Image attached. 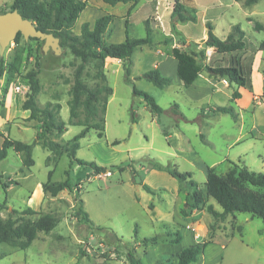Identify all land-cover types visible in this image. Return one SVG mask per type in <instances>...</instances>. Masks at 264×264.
Here are the masks:
<instances>
[{
  "label": "rangeland",
  "instance_id": "374dc122",
  "mask_svg": "<svg viewBox=\"0 0 264 264\" xmlns=\"http://www.w3.org/2000/svg\"><path fill=\"white\" fill-rule=\"evenodd\" d=\"M13 1L0 0V14L2 10L10 11ZM179 2L186 7L191 21L181 24L182 27L179 29L190 35L192 42L196 43L188 44L186 40L177 37L176 34H182L174 30L175 41L173 38L162 39L152 46H142L135 51L131 59V82L126 81L124 63L123 66L118 63L105 64L104 71L114 91L104 115L105 136L99 138L97 132L92 130L88 136L80 140L76 158L108 170L112 167L110 175L98 176L90 166H81L72 171L66 153L54 158L40 145L34 147L35 165L30 171L25 169L30 168L24 165L22 154V163L17 153L13 152L1 162L0 172L5 178L0 183V219L6 221L12 218L20 225L23 222L36 223L41 216L52 215L57 217L59 222L49 233L38 232L35 240L26 249L11 244H0V264H131L128 250L119 240L129 243L131 249L135 251L136 258L144 264H176V254L173 250L179 249L173 246L178 244L171 243L176 237L174 235L176 232L190 233L194 238L200 236V239L204 236L200 245L213 243L212 247L205 251L203 261L198 259L193 264H264V221L261 218L253 217L249 213H235L224 219H216L208 212L207 207L212 205L219 211L221 208L214 200L207 198L201 210H194V214L186 217L182 216L181 209L188 206L187 193L193 190L204 191L205 178L200 172L195 171L193 179L197 186L193 189L170 175L181 190L182 201L179 203V209L183 222L177 226L174 225L176 219L168 215L171 213L166 202L171 199L163 196L170 191L165 188L154 190L156 194L151 195L153 201L150 202L148 199L150 195H147L146 199L139 196L138 192L141 189L133 182L131 165L137 169L139 179L144 181L145 172L140 171V168L142 166L148 168L151 164L157 165L156 159L152 156L165 157V152L170 149L169 143L173 146L176 144V138L168 141L166 134L168 131L179 133L175 129L172 130L176 121L171 115V108L174 101H182L184 97L177 96L173 89H160L148 80L140 78L142 74L153 70L156 62L164 60L169 53V45L175 43L186 52L204 51L205 58L201 62L204 68L240 65L247 78L246 88H238L228 82V86H221L223 90L215 93L214 101L221 106L232 108L233 113L219 114L212 118L203 130L201 123H197L192 129L189 126L185 138L189 140L190 147L209 163L221 161L226 152H230L231 157L237 154L244 155L245 161L233 164L245 166L243 164L245 163L250 170L264 173V137L258 140L251 138L252 134L257 136L258 132L264 133V85L261 94L251 95L253 89L256 93L262 87L260 76H264V51L261 50V44L264 43V0L249 7L245 6V0H179ZM87 3L97 11L95 20L105 15L114 17L113 25L108 31L111 41L115 24L123 23L127 14L123 17L117 16L115 7L104 5L101 0H87ZM174 3L175 0H140L130 17V21L134 23L137 21L133 29L134 38L146 37L145 20H149L154 29L160 25L158 17L167 23ZM142 4L145 5L142 12H137ZM158 6L159 10H156ZM84 18H92L88 10L80 15V19ZM205 19L211 22L215 35L222 41L230 34L233 25H240L245 32L244 49L237 53L218 54L215 48H209L205 43H201L206 33ZM89 24L91 26L93 22ZM166 27L168 28V23ZM80 30L81 26L75 27V34H80ZM161 37V33H153V41H159ZM43 44V41L25 40L22 37L18 44L11 42L3 55L0 48V71L3 72L0 74V100L5 101V91L9 92L11 88L22 97H26L29 91L27 74L38 71L37 78L41 84L38 103L42 106L49 102L60 103L62 106L60 117L68 129L63 136L53 134L49 138L66 145L82 131L81 127L69 125L68 105L74 72L80 60L68 49L62 51L59 56L51 49L45 53ZM95 66V62L88 64L83 75V80L91 88L100 84L95 77ZM254 67L258 68L260 74L254 73L252 83L251 74ZM203 72L213 76L206 69ZM214 78L217 82L224 80L221 77ZM134 87L154 97L165 112L162 115L151 113L144 100L133 95ZM235 91L241 93V98L238 99L241 106L234 104L237 101L233 99ZM210 102L211 100L201 102L197 108L185 105L181 112L192 117L195 115L202 117L204 113L210 116V110L213 109L212 104H207ZM248 103L251 104L248 106ZM241 110L244 111L242 115L245 119L242 129L240 121L237 120L238 116H241ZM80 119L84 120L82 111ZM35 124L39 132L40 124L38 122ZM254 124L258 126L255 131L252 130ZM199 130L207 135L214 146L213 150L204 151V137L199 134ZM240 134L244 137L242 142L228 151V146ZM11 135L15 140L33 143L36 133L32 129L19 132L17 128H12ZM115 141L119 144L113 145ZM182 144L187 146L185 142ZM48 157L52 159L47 163ZM75 165L77 164H73V167ZM182 165L178 170L180 172L183 169ZM169 168L174 169L171 165ZM231 168L232 165L229 166V170ZM227 169V165L223 164L217 171L224 175ZM165 170L169 174L168 168ZM50 171L51 177L48 175ZM67 179L71 189L65 188L55 197L49 193L45 195L43 186L49 185L51 181L64 182ZM3 184L9 185L7 192ZM146 185L151 188L149 184ZM253 190L258 191L256 188ZM163 197L167 201H163ZM80 199L83 201L84 210L96 226L94 230H90L79 215ZM27 208L35 210L38 214L24 215L23 211ZM14 210L16 213H12ZM154 236H160L161 242L143 246L141 239ZM103 240L111 245L103 243ZM161 243L165 245L160 246Z\"/></svg>",
  "mask_w": 264,
  "mask_h": 264
},
{
  "label": "trees",
  "instance_id": "16d2710c",
  "mask_svg": "<svg viewBox=\"0 0 264 264\" xmlns=\"http://www.w3.org/2000/svg\"><path fill=\"white\" fill-rule=\"evenodd\" d=\"M109 6L118 4H129L132 6L126 16V40L122 43H111L108 31L113 25L114 17L105 15L98 18L93 28H90L89 23H84L81 26L80 34H75L74 30L80 15L89 6L87 0H14L10 11L2 10L1 14L11 11H18L24 19H28L34 23L38 30L53 34L60 40L62 51L68 49L70 53L78 60L80 64L76 67L73 78V86L71 88V99L68 102L70 119L69 125L82 127V131L78 133L66 145H62L56 141L50 140L49 136H62L67 132V124L62 121L60 112L62 106L60 103L49 102L45 106L38 103V96L41 92V84L37 78L38 71H32L27 74L29 82V91L22 104V109L30 111L29 120L36 121L40 124V129L33 143H24L4 136V142L0 147V164L5 160L10 151L20 153L24 157V165L31 168L35 165L33 159V149L36 145H40L43 149L49 151L54 158L61 157L64 153L69 157L70 164L79 166H90L94 169L96 175H101L112 171V167L104 168L93 163H84L76 158V152L80 147V140L88 136L94 130L99 138L105 136V118L110 97L113 95V89L109 85L104 67L107 59L121 60L124 62L125 78L127 82H131V67L132 57L135 51L142 46L153 45L154 29L149 20H145L146 37L132 38L129 35L130 17L132 10L140 3V0H101ZM260 0H245V6H253ZM186 7L175 0L171 19L176 23H186L190 21L187 15ZM207 40L205 45L209 48H215L218 54L237 53L244 49L245 32L240 25H234L230 34L225 40H220L214 33V28L210 22L206 24ZM23 36L18 34L14 42L18 44ZM24 38V37H23ZM38 40V39H34ZM40 41V40H39ZM261 50L264 51V43L261 44ZM172 57L178 62V77L184 87H189L199 78V75L206 69L211 75L221 77L228 80L229 83L236 85L238 88H246L247 78L242 66L229 67H202L201 62L205 58V52H186L180 48L174 47L171 51ZM96 63L95 77L100 81V84L94 88L83 80L84 71L88 64ZM0 74H3L0 71ZM153 83L160 89L167 88L173 84V79L163 76L158 69H153L141 75ZM8 91H5V96ZM133 95L141 97L147 109L155 114L162 115L165 111L157 104L154 97L148 93L133 88ZM241 98V93L235 91L233 99ZM5 101L0 100V109L4 107ZM81 111L84 115V120L80 119ZM210 113L232 114L233 109L229 107H218L216 110H211ZM171 115L176 122L185 121L186 119L181 114L179 107L173 105ZM115 141L113 145H118ZM48 157L46 162L51 161ZM232 168L224 175L219 174L216 170H209L208 177L205 183L204 191L193 190L187 193V207L181 209L182 216H189L194 210H201L207 199L214 200L221 208L217 210L214 206L209 205L207 210L216 219H224L228 215L235 213H249L253 217H259L264 221V173H259L250 170L247 166L231 164ZM168 168L169 174L179 179L181 184L187 185L189 188L197 186V182L191 179L190 173H180L175 168ZM130 172L133 175V182L141 185L143 189L155 195V191L149 188L143 181L139 179L138 171L131 165ZM49 177L52 172H49ZM5 178L0 172V183ZM9 179V178H7ZM9 185L3 184L4 190L7 192ZM65 188L71 189L69 179L64 182H52L43 186V191L50 194L52 197L57 196ZM258 189V191L253 190ZM79 215L82 220L89 226L90 230H94L93 221L89 218L88 213L83 208V201L79 200ZM12 213H16L14 210ZM24 215H36L38 212L31 208L23 211ZM59 219L52 215L41 216L36 223L23 222L20 225L16 224L12 218L6 221L0 219V244H11L19 246L22 249L28 248L35 240L38 232L49 233L56 228ZM176 237L171 240L173 244L181 242V234L176 232ZM170 236V235H167ZM142 244L147 247L161 242L160 236L143 238ZM103 240V243L109 244ZM128 250V259L131 264H144L136 258L135 251L131 249V245L122 240H119ZM111 245V244H109ZM208 244H195L183 249L177 256L176 264H193L198 261L203 255L204 249Z\"/></svg>",
  "mask_w": 264,
  "mask_h": 264
},
{
  "label": "crops",
  "instance_id": "0c3cea01",
  "mask_svg": "<svg viewBox=\"0 0 264 264\" xmlns=\"http://www.w3.org/2000/svg\"><path fill=\"white\" fill-rule=\"evenodd\" d=\"M102 3L104 5H107L104 2H102ZM131 6H132V3L118 4V5L114 6L115 10L117 11L116 15L123 17L125 14H127L129 12ZM144 6L145 5L142 4L138 8V10H136V11L142 12V9ZM198 9H199V7H198ZM85 10H88L90 12V15L92 16V18H84V19L79 18L76 27H78V26L80 27L84 23H92L93 22V25L90 26V28L92 29L94 26V23L96 21L95 18H97V14H96L97 11H95L94 9H92L89 6ZM156 10H159V6L156 7ZM156 10H153V12ZM195 10H196V8H195ZM172 13H173V9L171 8V11L169 14L170 20L167 22L168 28L166 27L167 23L164 22V20H159V17L157 18L158 19L157 21H160V25H157L155 29L153 28L154 33H161L162 37H161V39H159V41L157 40V41H153V42L159 43L162 39L167 40V39H171V38H173L175 41L176 40L175 39V33H174V30H175L176 32L178 31L182 34V35L176 34V36L179 37L180 39L186 40V42L188 44L196 43V42H192V38L190 35L180 31V29H179L182 27L181 24L190 23L191 21H188L186 23H174L173 20L171 21ZM138 14L140 15L141 13H138ZM156 14H159V13L156 12ZM203 18H205V17H203ZM124 20L125 21L123 23L117 22L115 24V31H114L112 39L110 41L111 43H122L126 40V25H125L126 18ZM207 22H208L207 19H205V21H204L205 27H206ZM133 23L134 22L131 21L130 27H129V35L132 38H134L133 29L137 25V21H135L134 24ZM232 27H231V29H232ZM205 30H206V33L204 34L203 41L201 43H205V41L207 40V37H208L207 36V27ZM214 33H215V29H214ZM169 46H170V49H169V53L166 54V58L164 60H160V62H156V64L154 65V69H158L163 76L170 77L173 79V84L171 86L165 88V89H173L177 96H183L184 97L182 101H179V100L174 101V105H177L179 107L180 112H181V110L183 111V109H184L183 106H185V105L194 106L197 108L201 102H204L206 100H211V102L207 103V104H212L211 105L213 107L212 110H216V108H218V107H224V106H221L214 101V95H215V93H218L219 91L223 90L221 86H224L225 84H223L222 81L217 82L216 79L214 78V76H209V74H206L203 72L199 75V78L196 80V82L193 83L192 85H190L189 87H184L182 85V83L178 77V62L173 57H171V53H170L174 47H177V48H179V47L176 45V43H175V45L170 44ZM115 61H117V62H115ZM115 61L113 59H107L106 65H109L112 63H118V64L123 66V63H124L123 61H121V60H115ZM219 67H229V66H219ZM219 67H217V68H219ZM213 68H215V67H213ZM255 72L257 74H260L258 68L254 67L253 72L251 74V79H252ZM260 79L263 82L262 87L259 90H257L256 93H254V89H253V91L251 92V95H253V96L261 94L263 91L262 88L264 85V76L261 75ZM252 83H253V79H252ZM228 85H225V86H228ZM228 97L230 98V93L228 94ZM25 98L26 97H22L20 94H18L14 88H11L9 90L8 94L6 95L4 107L0 109V147L2 146V144L4 142V136H7V137H10L11 139H13L11 137L12 136L11 135L12 134V128H17V130L19 132H27L30 129H32L36 133L34 140L36 139L37 134H38V131L34 126L36 121L29 120L30 111L22 109V104H23ZM234 104L236 106H241L238 100L236 102H234ZM250 104L251 103H248V106ZM240 112H241V116L239 115L237 120L240 121V123H241L240 127L242 129L245 119H244V116L242 115V113L244 111L241 110ZM235 113H236V109H235ZM181 114L183 115V117L186 120L181 121V122H176L175 127L172 129V130L175 129L179 133L174 134L173 132L168 131L166 134V138L168 139V141H171L173 138H176L175 139V141H176L175 146H173V145H171V143H169L168 147L170 149L167 150L164 154L166 158L165 157H157L155 155L152 156V154H150L153 158L156 159V164L159 165V167H157V165L151 164L148 168H146L144 166H142L140 168V171L145 172V178H144L143 182L145 184H149V186H151V188H153L152 190H165V189H167L170 191L166 195H163V196L164 197L168 196L171 199L170 201L166 202V206L168 207V209L170 210V213H171V215L168 213L169 217L173 216L176 219L175 224L173 223L175 226L179 225L180 222H183V218L180 214V209H179V205H180L179 203L182 200H181V196H180L181 190H180L179 184H177L175 179H173L170 176V174H168L167 171L165 170L167 167H169V165L173 166L175 169L177 168V171H178V170H180L179 167L183 164L182 165L183 169H181L182 172H180V171L179 172L180 173H187V172L190 173L192 180H194L193 178L195 177V171H198L204 176L205 183H206L209 170L214 169L217 171V168L219 166L226 164L228 167V169L226 171V173H227L229 171V166H231L232 163H238L241 160L245 161L244 155L237 154L236 156L231 157L230 152H226L225 157L223 159H221V161L209 163L208 161L204 160L194 148H191L190 147L191 144H190L189 140H186V138H187L186 131H187L189 126L192 129L195 127V125L197 123H201L202 130H203V128H205L209 124V121L212 118L217 117L219 114H222V113H211L210 116H207L206 113H204V116H202V117H200V116L197 117V115H195V117H192V115H186V114H183L182 112H181ZM252 128H253L252 130L255 131V130H257L258 126L254 124ZM195 129H198V128H195ZM258 133L259 134L257 136L250 133V135L252 134L251 138L253 140H258V139H260V137H262V138L264 137V133H262V132H258ZM199 134L204 137V143H205L203 146L204 151L209 152V149H210V151L213 150L214 146L211 143V141L208 140L207 135L204 132H200V130H199ZM243 138H244L243 135L240 134L239 137H237L228 146V151L231 150L233 148V146L242 142ZM17 141H20V140H17ZM21 142H23V141H21ZM183 142H185V144H187V146H184L182 144ZM28 144H30V143H28ZM10 152H13V151H10ZM13 153H15V152H13ZM32 155H33V153H32ZM17 157L21 161V154L20 153H17ZM21 163H22V161H21ZM243 164L245 166H247L245 163H243ZM71 166H72L71 167L72 171H75L76 169H79L81 167L79 165H75V167H73V165H71ZM33 167H31L30 169H27V168H25V169L27 171H30ZM24 173H25V171H24ZM226 173H224V174H226ZM219 174H221V173H219ZM104 175H110V172H108ZM98 176H100V175H98ZM137 185L141 189L138 192L139 196L144 197L146 199V198H148L147 195L148 196L150 195L148 199L150 202L153 201L151 199V194L147 193L141 185H139V184H137ZM164 197L162 199H164ZM163 201H167V200L164 199ZM162 219H164V218H162ZM181 237H182V239H181L180 244L173 246V247L179 249L176 251L173 250V253L176 254L175 255L176 262L178 260V258H177L178 254L183 249L190 247L192 245H195V244H199V243H201L200 241L202 239H204V236H202L201 239H200V236H197V238H194V236H192L190 233H187V234L182 233ZM212 244L213 243H209L207 245V247L204 249V253L207 249L212 247ZM164 245L165 244H162V243L160 244V246H164ZM204 253H203V255H201L199 257V259L201 261H203Z\"/></svg>",
  "mask_w": 264,
  "mask_h": 264
},
{
  "label": "water",
  "instance_id": "95a60500",
  "mask_svg": "<svg viewBox=\"0 0 264 264\" xmlns=\"http://www.w3.org/2000/svg\"><path fill=\"white\" fill-rule=\"evenodd\" d=\"M18 34H21L25 40L38 39L43 41V51L45 53L50 49L57 56L62 53L60 40L58 38L53 34H46L38 30L32 21L24 19L18 11L14 10L5 14H0L1 55L4 54L11 42H14Z\"/></svg>",
  "mask_w": 264,
  "mask_h": 264
},
{
  "label": "built area",
  "instance_id": "2783aa9c",
  "mask_svg": "<svg viewBox=\"0 0 264 264\" xmlns=\"http://www.w3.org/2000/svg\"><path fill=\"white\" fill-rule=\"evenodd\" d=\"M222 82H223L225 85H228V84H229V83H228V80H226V79L222 80ZM17 90H20V89L17 88Z\"/></svg>",
  "mask_w": 264,
  "mask_h": 264
}]
</instances>
